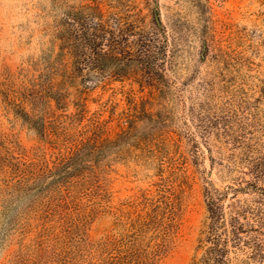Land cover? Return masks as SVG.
Returning a JSON list of instances; mask_svg holds the SVG:
<instances>
[{"label": "rangeland", "instance_id": "obj_1", "mask_svg": "<svg viewBox=\"0 0 264 264\" xmlns=\"http://www.w3.org/2000/svg\"><path fill=\"white\" fill-rule=\"evenodd\" d=\"M117 16L160 19L181 62L196 61L204 38L218 59L200 78L227 56L238 82L264 88V0H0V264L192 259L205 182L226 180L209 152L226 146L205 144L189 120L201 97L184 75L193 65L167 73L163 96L111 77L107 56L79 59L111 52ZM90 34L99 48L84 45Z\"/></svg>", "mask_w": 264, "mask_h": 264}, {"label": "trees", "instance_id": "obj_2", "mask_svg": "<svg viewBox=\"0 0 264 264\" xmlns=\"http://www.w3.org/2000/svg\"><path fill=\"white\" fill-rule=\"evenodd\" d=\"M62 27L58 24L56 31L61 33ZM90 36L84 45L99 48V37ZM108 41L109 54L90 50V56L81 53L79 59L99 62L107 56L111 77H136L163 96L171 94L167 73L176 75L193 65L191 73L184 75H189L192 84L199 79L193 90L200 91L201 97L189 99V120L200 129L205 144L218 136L221 146H226L216 156L208 151L219 179L226 180L220 188L211 180L205 182V215L189 264H264V88H248L245 78L238 82L225 61L227 56L222 66L217 63L218 71L207 70V78H200V66L208 68L218 59L213 46L203 38L204 51L196 61L181 62L178 38L160 19L147 24L117 16L111 20Z\"/></svg>", "mask_w": 264, "mask_h": 264}]
</instances>
